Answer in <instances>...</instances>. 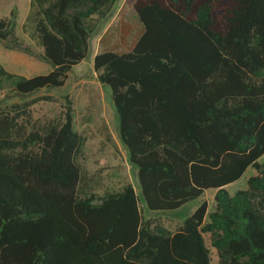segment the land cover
<instances>
[{
	"label": "trees",
	"instance_id": "16d2710c",
	"mask_svg": "<svg viewBox=\"0 0 264 264\" xmlns=\"http://www.w3.org/2000/svg\"><path fill=\"white\" fill-rule=\"evenodd\" d=\"M129 1L140 32L93 67L146 210L179 209L208 188L215 210L204 201L172 231L145 216L132 184L82 194L71 101L40 127L30 107L50 96L0 105V264H211L204 233L219 264H264V0ZM117 2L30 0L23 29L52 69L28 77L0 63V88L24 97L63 86ZM16 18H0V42L29 51ZM248 167V188L230 194Z\"/></svg>",
	"mask_w": 264,
	"mask_h": 264
},
{
	"label": "rangeland",
	"instance_id": "374dc122",
	"mask_svg": "<svg viewBox=\"0 0 264 264\" xmlns=\"http://www.w3.org/2000/svg\"><path fill=\"white\" fill-rule=\"evenodd\" d=\"M30 0H0V18L16 14L17 25L14 36L29 49L6 48L0 42V63L11 72L28 77L47 74L52 66L42 58V48L37 45L23 24L29 13ZM141 23L129 0H118L108 19L98 23L90 38L88 56L73 66L63 86L43 88L29 96H20L9 87L0 88V105L7 106L37 96H50L49 100H38L30 107L36 126H44L49 121L62 119L70 100L73 114V128L83 138L77 161L82 168L79 189L82 194L95 193L98 196L106 192L118 191L126 184H132L141 198L145 216L153 223L159 221L172 231L191 215L204 201L208 204V213L215 210V188L204 193L176 210L154 212L146 210L137 178V170L130 163L127 147L122 143L118 120L111 92L97 78L93 67L94 56L106 47L126 51L141 30ZM109 32L112 38L105 43L103 35ZM125 35L124 39L122 36ZM264 161V155L259 158ZM257 173L248 167L236 181L226 185L230 194L248 188V179ZM208 216L206 217V221ZM206 245L210 249L211 264H219L218 253L211 243V234L204 233Z\"/></svg>",
	"mask_w": 264,
	"mask_h": 264
}]
</instances>
